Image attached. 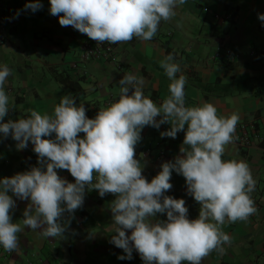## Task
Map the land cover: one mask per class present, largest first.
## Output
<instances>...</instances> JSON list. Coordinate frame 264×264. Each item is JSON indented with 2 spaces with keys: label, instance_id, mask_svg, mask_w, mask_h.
<instances>
[{
  "label": "crops",
  "instance_id": "1",
  "mask_svg": "<svg viewBox=\"0 0 264 264\" xmlns=\"http://www.w3.org/2000/svg\"><path fill=\"white\" fill-rule=\"evenodd\" d=\"M33 2L41 5L35 12L25 7ZM49 8V0H0V69L5 65L10 69L4 84L9 112L0 123L28 118L31 110L51 114L66 95L76 106L83 104L86 117L94 119L99 110L118 101V82L128 74L143 78V94L159 107L170 95V81L160 62L171 54L180 68L177 78L186 77V107L208 102L217 108L218 116H239L237 124L244 125L247 143L233 135L222 159L245 161L255 180L250 196L256 212L247 221L226 219L220 227L230 243L222 245L223 251L211 252L201 264H264V21L258 18L264 15V0H186L176 6L170 20L160 22L151 40L106 42L110 53L92 58L83 57L82 45L92 46L95 41L71 26L62 27ZM217 14L221 17L215 19ZM58 75L67 79L58 81ZM170 127L168 123L159 128L144 126L140 132L134 158L149 182L163 163L174 162L182 155L180 148L186 147L187 125L175 139L162 137ZM42 138L55 139V134ZM32 149L29 142L18 150L11 135L0 133V179L38 167ZM55 171L67 182H75L67 170ZM169 183L172 188L165 195L183 199L188 218L197 219L201 205L188 193L184 177L172 171ZM7 194L15 202L10 222L20 224L22 231L15 251L0 246V264H145L134 248L131 259L118 258L126 254L111 242L114 195L101 197L86 187L82 206L64 212L58 221L65 226L62 235L45 237L42 229L32 230L22 223L30 201ZM166 219L165 214H156L152 222ZM125 232L131 235V230Z\"/></svg>",
  "mask_w": 264,
  "mask_h": 264
},
{
  "label": "clouds",
  "instance_id": "2",
  "mask_svg": "<svg viewBox=\"0 0 264 264\" xmlns=\"http://www.w3.org/2000/svg\"><path fill=\"white\" fill-rule=\"evenodd\" d=\"M186 0H49V12L62 27L71 26L97 43L129 42L133 37L151 40L160 22L170 20L178 4ZM35 12L41 5L28 3ZM264 21V15L258 17ZM169 54L160 62L170 84V95L158 107L142 91L143 78L128 74L118 82L117 102L86 117L83 104L75 105L70 95L63 96L51 114L30 111L28 118L0 123V133L11 135L17 148L33 145L38 167L11 178L0 179V246L13 252L19 247L20 224L12 223L15 206L7 194L29 200L22 223L29 229H42L45 237L61 236L65 231L58 221L64 212L73 213L83 203L85 188L103 197L112 194L111 212L115 235L111 242L131 259L133 248L145 264H201L213 251H223L230 237L221 230L229 223L247 221L256 212L250 193L255 180L245 161L222 159L225 146L233 140L239 116L217 115L208 102L185 106V75ZM10 75L0 69V121L9 112V97L4 84ZM131 88V95L129 89ZM162 117L156 121V117ZM170 124L162 137L175 139L185 131L182 155L161 165V171L147 181L142 166L134 158L135 146L144 126L159 128ZM55 134V139H44ZM83 133V138L78 134ZM56 169L67 170L74 183L62 179ZM182 175L188 193L201 205L197 219L188 218L183 199L166 196L172 188L171 172ZM95 181V182H94ZM156 214L166 221L152 222ZM125 230H131L126 235ZM131 242V246H130Z\"/></svg>",
  "mask_w": 264,
  "mask_h": 264
},
{
  "label": "built area",
  "instance_id": "3",
  "mask_svg": "<svg viewBox=\"0 0 264 264\" xmlns=\"http://www.w3.org/2000/svg\"><path fill=\"white\" fill-rule=\"evenodd\" d=\"M219 17H221L219 14L215 15V19H218ZM3 22V16L2 14H0V24ZM82 49L84 50L83 52V57L84 58H92V57H96L98 55L100 56H107L108 53V44H106V42L104 43H97L95 41V43L91 46L89 44H83L82 45ZM228 54V52H227ZM234 135L236 136L237 140L243 144L247 143V137L245 134V129H244V125L242 124H237L236 128H235V133Z\"/></svg>",
  "mask_w": 264,
  "mask_h": 264
},
{
  "label": "trees",
  "instance_id": "4",
  "mask_svg": "<svg viewBox=\"0 0 264 264\" xmlns=\"http://www.w3.org/2000/svg\"><path fill=\"white\" fill-rule=\"evenodd\" d=\"M166 50H167V48H165V51ZM66 79H67L66 76H60V75L57 76V80L58 81L64 82ZM200 87H204L205 88V86H200Z\"/></svg>",
  "mask_w": 264,
  "mask_h": 264
}]
</instances>
